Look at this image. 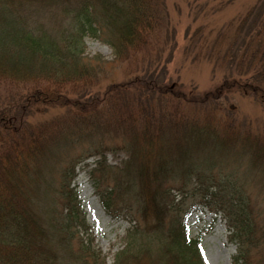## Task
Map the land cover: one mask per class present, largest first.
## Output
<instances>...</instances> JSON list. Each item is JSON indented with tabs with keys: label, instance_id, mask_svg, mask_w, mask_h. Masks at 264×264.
I'll use <instances>...</instances> for the list:
<instances>
[{
	"label": "trees",
	"instance_id": "obj_1",
	"mask_svg": "<svg viewBox=\"0 0 264 264\" xmlns=\"http://www.w3.org/2000/svg\"><path fill=\"white\" fill-rule=\"evenodd\" d=\"M30 6L49 8L62 30L49 32L28 20L22 13ZM157 11L154 0H0V264H106L71 187L76 161L54 185L57 205H42L58 161L85 141L88 151L101 149L88 173L102 208L132 223L112 264H204L202 235L189 237L185 226L196 206L226 215L236 247L231 264H249L250 253L264 243V209H249L250 197L234 180L215 181L210 174L211 158L234 155L239 145L244 170L254 178L247 182L263 203L264 131L252 135L248 121L230 120L221 130L202 125L181 116L179 103L169 99L183 95L196 105L234 90L264 108V0L207 39L216 48L209 54L226 59L227 74L201 97L165 87L158 74L132 73L143 69L147 52L141 51L150 46H164L172 57L175 36L166 32L159 39L154 29L167 30ZM85 38L108 46L114 59L85 56ZM16 55L19 63L10 59ZM133 58L144 63L134 61L122 81L99 89L115 64ZM60 108L61 115L29 122L41 109ZM107 136L122 140L115 152L127 157L117 165L106 162L101 144Z\"/></svg>",
	"mask_w": 264,
	"mask_h": 264
},
{
	"label": "rangeland",
	"instance_id": "obj_2",
	"mask_svg": "<svg viewBox=\"0 0 264 264\" xmlns=\"http://www.w3.org/2000/svg\"><path fill=\"white\" fill-rule=\"evenodd\" d=\"M256 1L154 0V5L160 10V12L157 11V18L160 19L162 27L167 30L165 31L163 28L158 27L154 31L160 34V40L164 39L163 34L166 32L168 35L174 34L175 44L173 46V54L169 61L170 54L167 48L162 46V50L156 45L150 46L147 50L141 51V53L147 52L143 69L141 70L142 67H139L132 70V73L137 76L145 73L149 76L151 73L158 74L159 79L163 78L165 87L173 90L181 88V93L185 94V96L196 93L198 97H201L202 95L205 96L207 92L216 91V87L219 86L226 76L225 74H227L226 65L222 62L223 60L226 61V59L215 55V53L213 55L209 54L211 52L209 48H215V46L214 44L208 45L207 39L209 41L215 39L220 29L228 25L229 21L233 19L237 20L245 15L248 8ZM53 7L58 8L57 6ZM47 9V13H44L42 11L44 9L30 6L23 11L22 15L25 14L28 20L32 22H40L41 26L49 32L56 33L58 31L53 30L59 29L61 31V26H57L56 19L52 17L51 13L48 14L49 8ZM0 13L1 15H5L3 12ZM166 23L168 27L164 26ZM152 35L155 34L152 33ZM2 39L3 37L0 40ZM198 39L204 42V44H196ZM84 43L85 56H100L105 61H112L114 59L111 49L105 44L90 38H85ZM220 46L225 50L226 46L224 43ZM8 49L12 50V48ZM206 54H209L210 59L205 58ZM10 59L16 63L21 61L18 55L10 56ZM131 60V62L115 64L107 77L100 83L99 89L105 88L110 82L118 83L122 81L125 77V70L134 61L139 63V60H141L139 63L141 65L144 63L142 58L139 60L133 58ZM179 96V99L175 96L169 99L174 106L179 103L181 116H184L185 119L197 120L200 124H207L211 127L217 126L220 130L222 128L227 129L226 124L230 123V120H234L236 125L239 122L248 121L252 135L263 134L264 108L252 96H244L237 91L230 90L225 92L224 95L219 96L215 102H212V99H210L196 105L195 103H186L184 101L185 97L183 95ZM45 111L41 109L35 112L29 118V122L32 125L43 122L54 116L63 114L65 110L60 108ZM240 135L241 133L239 132L236 135L238 140L240 139ZM209 142L211 141L209 140L207 143L209 144ZM86 143L87 141L74 146L73 150L66 152V160L60 159L58 161L57 167L48 176V182L51 184L52 189L49 190L48 198L47 196L42 197V205H57L58 196L54 192V185H59L61 177H63V170L67 168L68 163L76 161L74 169L75 178L72 180L71 187H74L76 197L80 201L85 213L86 223L89 225L90 232L93 235L94 248L99 250L101 255L105 257L106 264H112L114 255L122 247V238L132 223L129 217H112L102 208L95 194L96 189L93 181L88 173L95 166L94 163L99 158V154H95L94 152L101 149L88 151V144ZM121 143V139H111L110 136H107L102 142L101 145L107 148V152H105L107 164L117 165L127 157L122 151L115 152ZM235 146L227 148L231 150ZM237 148H235L234 155L232 151L220 154L219 156L221 157L211 158L213 167L210 174L215 181L223 179L234 180L241 190L244 191V194L247 195L245 197L247 199L250 197L249 209H251L252 205V209L258 212L264 209V202L262 203L254 197L257 195L258 189L252 183L248 184L247 180H254V178L250 175L252 172L244 170L246 156L242 152V154L240 153L241 147L239 145ZM137 210L138 207L136 206L134 211L136 216L138 214ZM226 220L227 217L223 213L214 216V214L201 210L197 206L191 208L190 213L185 219V226L189 237L202 235L201 247L204 264H231L236 247L228 239L229 230ZM257 225L261 228L259 223ZM75 247L76 244L73 243V248ZM263 261L264 243L258 246L256 250H253L248 257L249 264H261Z\"/></svg>",
	"mask_w": 264,
	"mask_h": 264
}]
</instances>
